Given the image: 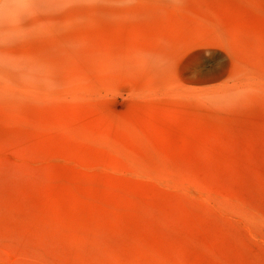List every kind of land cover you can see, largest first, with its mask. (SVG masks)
<instances>
[{
	"label": "rangeland",
	"instance_id": "374dc122",
	"mask_svg": "<svg viewBox=\"0 0 264 264\" xmlns=\"http://www.w3.org/2000/svg\"><path fill=\"white\" fill-rule=\"evenodd\" d=\"M0 264H264V0H0Z\"/></svg>",
	"mask_w": 264,
	"mask_h": 264
}]
</instances>
